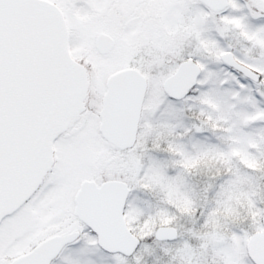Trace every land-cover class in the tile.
I'll list each match as a JSON object with an SVG mask.
<instances>
[{
  "label": "rangeland",
  "instance_id": "374dc122",
  "mask_svg": "<svg viewBox=\"0 0 264 264\" xmlns=\"http://www.w3.org/2000/svg\"><path fill=\"white\" fill-rule=\"evenodd\" d=\"M53 1L68 18L73 55L89 68L91 95L105 89L111 73L126 67L145 74L150 90L143 135L133 147L119 151L108 148L96 130L93 132V112L86 113L68 136L91 139L89 150H94L96 160L99 154L116 159L115 169L132 189L131 209L147 208L154 226L142 227L135 221L142 243L132 256L109 254L97 242L96 246H86L82 236L76 245L85 246L71 250L68 264H253L247 242L262 229L264 210V0H230L221 11L199 0ZM101 32L115 39V46L105 54L96 48ZM228 50L260 72V80L243 76L244 85L237 87L240 90L226 87L234 75L221 65V54ZM187 57L201 65L202 73L204 68L207 71L205 76L201 73L192 96L201 97L212 76L218 78L213 87L217 102L198 105V116L190 113L188 99L168 101L163 90L165 78ZM253 89L260 96V105H253L250 94H245ZM207 114L212 115V123ZM171 147L182 152L188 168L173 160L177 156L170 153ZM244 157L252 158V164H246ZM226 167L231 172L223 169ZM221 169L223 173H217ZM84 171L81 177L94 175L89 163ZM251 193L256 201L247 206ZM160 203L159 209L156 206ZM165 216L172 220L166 225L175 226L179 236L161 243L154 232L165 225L159 223ZM76 228L79 224L70 219L25 220L24 215L15 216L0 229V264L11 261L28 241L54 230Z\"/></svg>",
  "mask_w": 264,
  "mask_h": 264
},
{
  "label": "water",
  "instance_id": "95a60500",
  "mask_svg": "<svg viewBox=\"0 0 264 264\" xmlns=\"http://www.w3.org/2000/svg\"><path fill=\"white\" fill-rule=\"evenodd\" d=\"M200 1L215 11L229 5V0ZM114 46L110 34H98L100 53ZM221 58L246 77L260 80L261 74L238 61L232 50ZM201 73V65L188 57L165 78L163 89L170 98L183 99ZM88 88V69L72 55L61 7L51 0H0V224L29 199L51 169L54 141L85 109ZM147 88V77L133 67L109 76L101 131L112 144L123 149L135 145ZM130 191L122 180L101 185L85 180L76 196L75 213L108 253L131 256L141 245L124 214ZM77 236L70 232L50 237L9 264H50ZM154 236L172 241L179 231L173 225H160ZM247 251L256 264H264V229L250 236Z\"/></svg>",
  "mask_w": 264,
  "mask_h": 264
},
{
  "label": "flooded vegetation",
  "instance_id": "af4514ba",
  "mask_svg": "<svg viewBox=\"0 0 264 264\" xmlns=\"http://www.w3.org/2000/svg\"><path fill=\"white\" fill-rule=\"evenodd\" d=\"M235 57L238 60V57L237 56ZM80 62L84 64L82 61ZM84 65L87 67L88 75H89V68L86 64ZM91 91L92 90L89 79V89L86 98L84 100L85 109L79 115L74 116L70 119L67 129L64 130L62 133H60V135L54 141L53 164L51 169L45 174V176L42 179V182L40 183L38 188L34 191V193L29 197V199L26 202H24L16 211L5 217L2 223L0 224V229H1L4 223H7L15 216L24 215L25 220H30L33 218L43 219V220L45 219L48 220L53 218L57 221L70 219L72 221L74 220L75 222H77L79 224V228H76L74 230L65 229L63 231L54 230L42 237L33 239L32 241H28L27 245H25V247L11 259V261L23 254L28 253L40 242L50 237H53L55 235H63L70 232H77L78 233L77 238L74 241L64 245L61 251L59 252V254L55 258H53L50 263V264H68L71 260V255H70L71 250H75L85 246L82 245L81 247H79L76 245L79 239H81V237L83 236L86 238L84 240H86L88 243V237H86L87 233L90 232L93 234L95 233L75 213L76 196L82 186V183L85 180L95 181L97 185H101L107 180H122L127 182L131 191L128 196L126 206L124 209L125 216H127V212L131 209L132 189L129 182L125 178H123L122 175H120L119 170L115 169L116 159L114 157L113 158L107 157V159H104V155L101 157L99 154V160H96L97 156L93 153L94 150H89L91 147L90 143L92 142L91 139L79 138L78 136H68L70 135V131L73 130L75 126L81 123L83 116L86 113L93 112L94 117L91 122V126L93 132L94 130H96V132H94L96 136H101V138L103 139L102 142L112 150L119 151V150L129 149V148L126 149L120 148L112 144L103 137L104 135L102 134L101 131V122H102L101 110L104 104L103 98L107 91V85L105 86L104 90L102 89V91L99 92L98 95L95 94H93L94 96L91 95ZM149 94H150V90H149V79H148V88L142 106V112L138 125L137 136L143 135L142 128H143V118H144V107H145L146 99ZM150 134L152 135V127L150 129ZM88 163L91 164L94 175L90 177L89 176L81 177L82 174L85 172L84 170L86 169V165ZM107 165H108L107 167L108 169L106 170ZM262 229H264V223ZM23 237L26 238L29 236L24 235ZM86 246L89 245L86 244ZM63 256H65L64 260L62 259ZM250 259L253 262V264H256L251 257ZM11 261L7 262L6 264H9Z\"/></svg>",
  "mask_w": 264,
  "mask_h": 264
},
{
  "label": "trees",
  "instance_id": "16d2710c",
  "mask_svg": "<svg viewBox=\"0 0 264 264\" xmlns=\"http://www.w3.org/2000/svg\"><path fill=\"white\" fill-rule=\"evenodd\" d=\"M238 6H242L243 7V5H238ZM238 6H237V8H238ZM238 14V13H237ZM234 18H236V17H234ZM233 18V19H234ZM221 65L223 66V68H224V71L226 72V70L228 71V72H231V73H233L234 75L232 76L233 77V80L232 79H230L231 81L229 82V83H227L226 84V87H228V88H230L231 90H240V89H237V87H241V86H243L244 85V80H245V78H243V74L242 73H240L239 71H237V70H235V69H233L232 67H229V66H227V65H225V63L223 64V63H221ZM206 69L204 68L203 69V73H202V75L201 76H205V74H206ZM219 77H221L222 79H223V77L222 76H220L219 75ZM218 78H215V75H213L212 76V79H211V85L209 84V86H204L203 87V91H202V96L201 97H195V96H192L193 94H192V91L184 98V99H182V100H186V99H188V103H189V105H190V107H192V109H190V113L192 114V115H194V116H198V113L196 112L197 111V108H198V105H200L201 106V104H203V103H208V104H214V102H217V99H216V97H215V89L213 88V87H215V85L217 86V84H218V80H217ZM217 80V81H216ZM242 80H243V82H242ZM226 82V81H225ZM213 83H214V85H213ZM239 87V88H240ZM256 90V89H255ZM254 89H253V92H245V94L246 93H248V94H250V96H251V101H252V104L253 105H255V106H257V105H260V102H261V99H260V96H259V94L255 91ZM242 94V93H241ZM204 97V98H203ZM243 99H246L245 98V95L243 96ZM168 101H179V100H173V99H171V98H169L168 97V99H167ZM199 102H200V104H199ZM243 102H244V100H243ZM246 102V101H245ZM162 109L163 108H161V111H162ZM195 109H196V111H195ZM161 114H162V116H160V118H162L163 117V114H164V112L162 111L161 112ZM208 115V119L210 120V122L212 123L213 122V117H212V115L211 114H207ZM210 115V116H209ZM205 117H207V116H205ZM156 119H159L158 118V115H157V118ZM158 122V121H157ZM234 131H232L230 134H232ZM218 134H220V133H218ZM235 135V132L233 133V136ZM181 136H186L185 134H182ZM191 136H199V137H201L202 135H200V134H193V135H191ZM232 136H230V135H227V138H231ZM233 150L235 151L236 149L235 148H233ZM170 153H175L176 154V156L177 157H173V155H172V157H173V160H175V161H177V162H179L178 164H179V166L180 167H183V165H186L187 166V168L190 166V164H186V163H184V160H183V158H185V157H183V155H182V152L179 150V149H177V148H173V147H171L170 148ZM232 155L233 154H231L230 155V157L232 158ZM261 157L260 156H258L257 157V161H259V159H260ZM159 159H161V158H159ZM244 159V161L246 162V164H252V162H253V160H252V158H249L248 159V157L246 158V157H244L243 158ZM255 159V158H254ZM226 161V163H228V160H225ZM196 162V161H195ZM199 163H203V161H199ZM232 165H233V163H232ZM194 166H195V164H194ZM187 168H183L182 170H186ZM223 169H225V171L227 172H231V169L230 168H223ZM223 169H221V170H218L217 171V173L218 172H220V173H223ZM211 172V171H210ZM223 179H224V176H223ZM251 198H252V201H250V202H247L246 203V205L247 206H250V205H252V202L254 201H256V197H255V194H252L251 193V196H250ZM263 206H264V204H263ZM156 207H158L159 209L162 207V203H160V204H158ZM213 207V206H212ZM259 207H262V206H259ZM259 208H258V206H257V209H256V211L258 210ZM133 209H130L128 212H127V221H128V224H129V226H130V228L135 232V233H137L139 236H141L140 235V233H138V231H137V229H136V224H135V221H139V222H141V224H142V227L143 226H145V227H147L148 225L149 226H151V228H153V226H154V224H153V221H154V217L152 216H150V211L147 209V208H143V209H139V210H133ZM209 210L211 211V206H210V208H209ZM159 211V210H158ZM163 217V216H162ZM203 217H205V216H203ZM203 219V218H202ZM159 223H161V224H171L172 223V220H171V218L169 217V216H165L164 218H161V221L159 222ZM151 234V233H150ZM236 235H238V234H236ZM239 236V235H238ZM88 237V241L90 242V244H88L89 246L90 245H95L96 246V237H95V234H93V233H89V236H87ZM240 237V236H239ZM159 242H161V243H163V242H166V241H159Z\"/></svg>",
  "mask_w": 264,
  "mask_h": 264
}]
</instances>
